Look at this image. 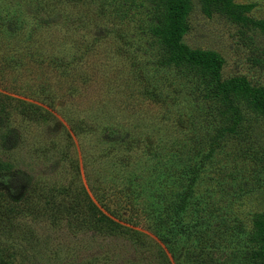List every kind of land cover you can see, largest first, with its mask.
Here are the masks:
<instances>
[{
  "label": "rangeland",
  "instance_id": "1",
  "mask_svg": "<svg viewBox=\"0 0 264 264\" xmlns=\"http://www.w3.org/2000/svg\"><path fill=\"white\" fill-rule=\"evenodd\" d=\"M233 1L264 17V0ZM191 2L183 42L218 53L222 79L264 85V36ZM167 13L0 0V192L18 208L0 264H263L264 118L239 104L225 131L210 83L163 64Z\"/></svg>",
  "mask_w": 264,
  "mask_h": 264
},
{
  "label": "trees",
  "instance_id": "2",
  "mask_svg": "<svg viewBox=\"0 0 264 264\" xmlns=\"http://www.w3.org/2000/svg\"><path fill=\"white\" fill-rule=\"evenodd\" d=\"M199 1L205 14L212 15L213 12H220L228 16L232 22L258 30L264 36V17L253 18L247 14L252 8L251 4H239L233 0ZM166 5L167 16L154 30L160 36L163 64L188 67L199 78L210 83L207 96L217 98L218 102L225 105L233 114V122L230 126L224 127L225 131L237 132L243 118L239 104H244L264 118V85H254L244 76L222 79L223 58L218 53L212 50L193 49L183 42V36L188 28L186 20L192 6L191 0H166ZM258 62L264 66V51ZM1 167L4 165L0 162V169ZM17 210L16 201H10L0 192V225L2 227L5 229L8 227ZM253 221L254 240L264 245V212L257 213ZM195 227L193 223L190 231L194 232ZM159 238L164 243H169L166 236L162 238L159 236ZM257 253L264 258V252Z\"/></svg>",
  "mask_w": 264,
  "mask_h": 264
}]
</instances>
